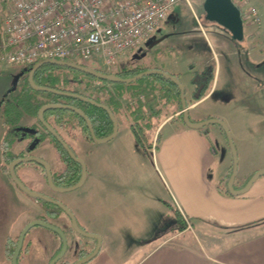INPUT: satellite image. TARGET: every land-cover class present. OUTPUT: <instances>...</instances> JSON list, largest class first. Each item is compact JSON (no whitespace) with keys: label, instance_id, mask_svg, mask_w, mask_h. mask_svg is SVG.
Listing matches in <instances>:
<instances>
[{"label":"crops","instance_id":"obj_1","mask_svg":"<svg viewBox=\"0 0 264 264\" xmlns=\"http://www.w3.org/2000/svg\"><path fill=\"white\" fill-rule=\"evenodd\" d=\"M251 1L247 0V3ZM214 70L211 88L199 101L193 96L195 86L190 96L185 87L192 121L218 118L198 110L212 99L218 88L221 69ZM4 93L1 100L8 94ZM216 104L222 105L221 101ZM171 119L168 117L157 130L162 128L168 132L154 153L160 169L157 164L158 169L150 168L154 183L161 187L163 195L165 191L170 201L174 197L178 209L166 205L164 199L159 201L154 183L149 185L147 180L133 182L131 176L137 167V153L147 154L136 143L128 123L119 120L117 136L110 144L93 151L89 161L85 162L86 181L79 188L75 202L72 201L71 206L64 205L72 211L79 225L86 223L91 233L100 234L102 238L101 252L88 264H128V259L142 251L131 264H264V176L245 194H225L224 181L233 155L230 162L227 159L218 165L216 155L205 139L212 133L210 128L202 132ZM213 133L224 135L221 129ZM251 174L245 173L244 180L238 184L235 180L237 191ZM10 180L15 183L11 177ZM21 192L18 198L24 200L26 196ZM172 208L188 224L185 230H181ZM61 218L64 221L63 215ZM102 218L105 219L103 224ZM25 222H31L28 216L19 218L18 234L28 224ZM14 230L13 233L9 231L6 239L16 236ZM193 231L191 240L183 242L187 244L180 243L178 239ZM45 239L50 243L45 241L43 247L32 240L27 242L21 264H48L58 244L52 235H46Z\"/></svg>","mask_w":264,"mask_h":264},{"label":"rangeland","instance_id":"obj_2","mask_svg":"<svg viewBox=\"0 0 264 264\" xmlns=\"http://www.w3.org/2000/svg\"><path fill=\"white\" fill-rule=\"evenodd\" d=\"M234 1L239 3L238 0ZM204 3L205 0H178L168 20L156 31L154 39L143 51L136 53V55L145 53L146 56L135 60L145 62V65L158 66L169 73H179L181 84L184 88L188 89V94L194 85L192 80L195 75L202 74L203 71L207 72L211 68L216 70L221 69L219 85L215 94L210 101L203 103L198 110L215 115L219 119L222 118L228 124V127H230L238 158V174L236 178V183L238 184V182L244 180L243 176L245 173L247 176L251 173V176H254L257 172L264 170V0H252L250 4L241 3L243 5L241 9L243 10H247L251 5H253L252 7L256 6L258 9L261 22H253L246 30L247 36H254L253 41V38L249 39V41L246 39L242 41L234 40L228 30L206 17ZM9 8V2L4 3L0 7L3 12H6ZM131 58L130 56L121 58L116 66L127 65L132 62ZM67 63L78 66L86 65L89 70H94V67H97L76 60H68ZM64 75L70 78L77 77V74L72 71H66ZM26 77L27 73L20 66L0 63V97L4 92L5 95L10 90L16 88L19 90L24 85ZM81 81L85 83L89 79L82 77ZM16 96V92H13L8 99L14 100ZM0 101H2L1 98ZM217 101H221L222 105H217ZM171 111L170 109L162 111V118L160 121L155 122V127L162 125L168 119V115H172ZM218 118L207 117L206 119L213 120ZM13 120L11 109L8 106L2 105L0 107V168L5 165L1 148L4 139L8 141V149H12L15 152L23 150L27 144L32 142L29 131H27V135L20 129L24 133V136L19 134L14 136L16 137L14 141H16L12 145L10 140L14 137L10 136L9 133L12 127L29 128L36 124L35 120L27 115L16 121L14 120L15 122ZM121 121L123 123H131L129 119L128 122L123 118ZM206 127L210 128L212 133L208 134V137L204 133V138L206 137L205 139L208 140L210 149L216 155L218 165H221L227 159L230 162L232 151L228 139L224 135V137L222 135L216 136L213 133L216 130H220V127L215 124ZM159 132L161 134V142H163L168 135L167 129L162 130L161 128ZM157 134V131L150 133L154 140ZM70 141H72L76 148L78 158L86 162L87 160L89 161V156L90 154L92 155L93 151L110 144L112 140L106 143L87 142L77 134V140ZM33 154L36 158H42L47 161L52 167L53 172L61 170L62 163L49 139L45 140L39 148L35 149ZM135 160L137 167L131 176V178H134L133 182L136 184L142 180H147L149 185H153L155 179L152 176L150 167L157 168V158L154 157V154L145 155L139 152ZM158 167L160 169V165ZM18 175L28 189L35 192H43L46 195L54 197L60 203L63 202V204L66 203L71 206L72 201L75 202V198L79 194V189L64 193L47 187L41 167L30 163H23L20 166ZM251 176L247 180H250ZM16 186L10 180L9 175L0 174V264H10L4 255L5 240L6 235L9 231L13 233L14 228V234L18 235V226L16 224L19 218L28 216L31 222H35L39 221L44 213L42 202L24 194ZM155 186L158 188L159 201L164 199L166 205L171 204L174 208L178 209L174 197L170 201L165 191L163 195L161 187L158 184H155ZM19 192L23 196H26L23 197L24 200H19ZM73 210L76 212L74 208ZM172 212L175 213L176 210L172 208ZM63 218L65 221L68 220L65 214H63ZM102 221L101 224L105 223L104 218H102ZM191 222L195 224L194 221ZM80 225H82L86 232L91 233L86 223H81ZM193 234H195V231L178 240L180 243L189 242ZM46 235L53 236V233L46 227L35 226L30 229L25 242L32 240L35 244L41 243L43 247L45 241L50 243L49 239H45ZM82 237L81 235H74V238L85 242L86 238ZM54 242L56 241L54 240ZM77 248L78 246L72 243L68 244L64 257L72 259ZM141 253L139 252L136 257L133 256L128 259V264H131L140 257ZM30 264L36 263L31 262Z\"/></svg>","mask_w":264,"mask_h":264},{"label":"trees","instance_id":"obj_3","mask_svg":"<svg viewBox=\"0 0 264 264\" xmlns=\"http://www.w3.org/2000/svg\"><path fill=\"white\" fill-rule=\"evenodd\" d=\"M4 3H7V0H0V7H2ZM3 15L4 12L2 11V9H0V36L3 27ZM135 56V54L130 55V57H132V62L128 63L127 65L119 67L116 66L111 70H103L94 67L93 71L101 72L107 75H115L121 79L133 78L138 76L139 74L151 70H162L164 72H167L166 70L159 68L158 66L145 65V62L135 60ZM37 64L39 63L31 66H21L22 70L27 73L24 85L21 86L19 90L18 88H16L9 91L8 94H6L5 98L1 101L0 107L2 105L8 106L11 109L12 116L15 121L26 115L31 119H34L36 124L31 126L30 128L35 129L36 134L30 136L32 140L36 138L39 139V146H41L45 140L49 139L60 161L63 162V168L60 171L53 172V181L57 187L69 188L77 185L82 176V166L72 159L67 150L59 143L56 137L53 136L41 122L39 114L41 109L46 105L62 104L81 110L90 119L94 133L98 139L107 138L114 132V123L111 116L105 108L100 106L107 107L111 110L117 122L122 118L124 120L126 119V122H128V119L130 120L131 123H128V125L133 132L136 143L140 146L144 153L148 155L153 154L152 149L154 143L156 150L161 143L160 132H158V134L155 136V140L150 135V133L153 131H157L161 126L160 125L158 127L157 125L158 128L155 127V122L161 120L162 111H167L169 109L171 111V109H173V111H171L172 115H168V117H172L171 121H180L185 125L181 100V90L176 83L162 75L154 74L144 77L133 83L123 84L115 83L110 80L97 79L90 74L83 73L73 68L66 66H57L50 63H46L35 72L33 79L34 83L37 86L71 94L66 95L33 89V87L29 83V72ZM82 66L88 68L86 65ZM66 71H72L76 73L77 77L70 78L64 75ZM205 74H208L207 79L204 80V88L201 91L199 98L197 99L198 101L202 99L210 90L211 85L214 81L215 70L211 68ZM174 76L177 78V80L180 81V75L175 74ZM199 76H201V74L195 75L192 80L195 88L199 85V82L195 81V79L199 78ZM82 77H87L89 81H85V83L82 82ZM13 92H16L17 96L14 98V100L8 99ZM196 93L197 91L196 89H194V97L196 96ZM75 95L88 98L94 101L96 104L86 102L82 98H79ZM176 114H179L178 118H175ZM14 120L13 122H15ZM44 120L51 127V129H53L69 145V147L73 150L77 157L79 156L77 154L76 148L74 147L72 141H70L77 140V134L87 142H95L91 136V132L87 125V122L84 120V118L73 111L66 109L47 110L44 113ZM207 120L208 119H205L203 121L191 120V122L201 123ZM22 128L23 127L18 128L17 126L12 127L9 130L10 136L14 137L17 134H24L20 130ZM197 129L204 132L207 127ZM220 129L226 137L224 130L221 127ZM15 138L16 137H14L12 140H9L13 142ZM7 142L8 141L6 139H4V141L2 142V147L6 151L8 150ZM25 156L26 154L24 153V151H22L19 154L7 158V165L3 166V169L10 172L8 166L14 160L23 158ZM30 164L41 167L42 173L47 179L46 169L42 164ZM232 172L233 161L226 175L224 193L234 196L230 192L228 187ZM248 181L249 180H247L246 183L240 186V188L243 189L247 185ZM36 200L42 202V210L44 211L40 220L45 221L47 224L55 226L62 232H64L67 236L68 244L72 243L73 245L78 246L77 250L74 252L75 255L72 259L64 257L57 264H75L76 262L89 257L94 252L95 246L91 249L85 247L86 243L91 239L86 238L84 246L83 240L74 238V235L79 234L73 227L70 217L61 208L39 198H36ZM177 213L178 212L176 211L175 214ZM63 214L67 216L68 222L65 220L62 221L61 217ZM176 218L181 225V230H185L188 224L178 214ZM52 233L53 239L57 242L58 246L55 249L54 253L51 255L48 264H50V262L59 255L63 246V241L59 232L52 231ZM18 240L19 235L15 238L9 237L6 241L4 255L5 258L10 262V264H12L11 261L17 248ZM93 242L95 244L97 243L95 240H93ZM25 249L26 247L24 245V249L22 250L18 258L19 264H21V257Z\"/></svg>","mask_w":264,"mask_h":264},{"label":"built area","instance_id":"obj_4","mask_svg":"<svg viewBox=\"0 0 264 264\" xmlns=\"http://www.w3.org/2000/svg\"><path fill=\"white\" fill-rule=\"evenodd\" d=\"M177 1L7 0L0 63L21 67L76 60L111 70L121 58L146 48ZM246 15L261 22L252 6Z\"/></svg>","mask_w":264,"mask_h":264},{"label":"water","instance_id":"obj_5","mask_svg":"<svg viewBox=\"0 0 264 264\" xmlns=\"http://www.w3.org/2000/svg\"><path fill=\"white\" fill-rule=\"evenodd\" d=\"M204 9L207 12V18L210 19L211 21L219 24L220 26H222L223 28H225L226 30H228L233 39L237 40V41H242L244 38V26H243V21H242V17H241V11L240 9L235 6V4L233 3L232 0H205L204 3ZM146 56L145 53H142L141 55H136L134 58L135 59H140V58H144ZM46 63H50V64H54L57 66H66V67H70L73 68L75 70L81 71L83 73H87L90 74L91 76L97 78V79H102V80H110L112 82L115 83H123V84H127V83H133L136 82L144 77L150 76V75H154V74H159L162 75L164 77H166L167 79L173 81L174 83H176L180 90H181V100H182V107H183V114H184V122L185 125L191 128H202V127H206L208 125L211 124H215L220 126L225 134L226 137L228 139L231 151H232V155H233V172L231 175V178L229 180V190L233 195H242L245 194L246 192H248V190L250 189V187L262 176H264V170H261L259 172H257L254 176H252L249 180V182L247 183V185L237 191L234 188V184H235V180L237 178V174H238V158H237V153H236V149L234 146V142H233V138L231 135V132L228 128V126L226 125V123L220 119H213V120H208V121H204L201 123H193L190 120V114L188 111V103L186 101V93H185V88L183 87V85L181 84V82L179 80H177V78L172 75L169 74L167 72H164L162 70H151V71H147L144 72L142 74H139L136 77L133 78H129V79H121L118 78L115 75H107L101 72H97V71H93V70H89L84 66H78V65H73V64H69L65 61L62 62H58L55 60H51V61H44V62H40L39 64H37L36 66H34L31 71L29 72V83L30 85L33 87V89L38 90V91H46V92H52L55 94H66V95H71L69 93H63L54 89H50V88H46V87H40L37 86L34 83V74L37 70H39L43 65H45ZM200 89L198 91V94H196V98H199V95L201 93ZM79 98H82L84 101L86 102H90L92 104H96L94 101L88 99V98H84L78 95H75ZM100 106V105H99ZM105 108L109 115L112 118V121L114 123V132L111 136L104 138V139H98L94 133L93 130V126L92 123L90 121V119L84 114V112H82L81 110L75 108V107H71V106H67V105H62V104H49L44 106L39 114L40 120L43 123V125L46 127V129L53 135L56 137V139L59 141V143L67 150V152L69 153V155L72 157L73 160H75L76 162H78L81 166H82V176L81 179L79 181V183L73 187H69V188H61V187H57L54 182H53V175L51 172V168L50 165L43 159L41 158H34V157H26V158H20L15 160L11 166V174L13 177V180L15 181V183L18 185V187L25 192L26 194H28L31 197H35V198H39L45 201L50 202L51 204L61 208L71 219L73 227L75 228V230L77 231V233L83 237L86 238H90V239H95L97 240V246L94 250V252L87 258L80 260L78 262H76L75 264H87L89 262H91L94 258H96V256H98L100 250H101V246H102V238L100 235L95 234V233H89L86 232L85 230H83L81 228V226L78 224L76 217L74 216V214L72 213V211L65 206L64 204L60 203L59 201L52 199L48 196H45L44 194L32 191L30 189H28V187H26L24 185V183L18 178L16 172H15V168L18 165H21L23 163H40L42 164L45 169H46V173H47V178H48V182L50 184V186L58 191V192H72V191H76L79 188L82 187V185L84 184V182L86 181V177H87V168H86V164L83 160H81L80 158H78L76 156V154L73 152V150L69 147V145L53 130L51 129V127L45 122L44 120V113L47 110H51V109H66V110H70L73 111L75 113H77L78 115H80L82 118H84V120L87 122V125L90 129L91 132V136L93 138V140L97 143H106L109 142L111 140H113L117 134H118V122L116 120V118L114 117L113 113L111 112V110L107 107L104 106H100ZM24 133L28 134L27 131H29L30 134H36L35 130L31 129V128H22L21 129ZM38 143V142H37ZM35 226H43L46 227L47 229L51 230V231H56L59 232L61 239L63 241V246H62V250L59 253L58 256H56L50 264H57L60 260L63 259V257L65 256L66 250L68 248V241H67V236L64 232H62L60 229H58L55 226L49 225L46 222L39 220V221H35V222H31L30 224H28L23 231L21 232V235L19 237V241H18V245L17 248L15 250V253L13 255L12 258V264H18V257L19 254L23 248V244H24V239L27 235V233L30 231L31 228L35 227Z\"/></svg>","mask_w":264,"mask_h":264},{"label":"flooded vegetation","instance_id":"obj_6","mask_svg":"<svg viewBox=\"0 0 264 264\" xmlns=\"http://www.w3.org/2000/svg\"><path fill=\"white\" fill-rule=\"evenodd\" d=\"M233 1V0H232ZM233 3L235 4V6H237L236 5V3L233 1ZM238 7V6H237ZM239 9H240V11H241V17H242V21H243V26H244V38H243V40H247V41H249V39H252V41L254 40V36L253 37H251V35L250 36H247V34H246V30L252 25V21H251V19L250 18H248L246 15H244L243 13H242V9L240 8V7H238ZM205 10V9H204ZM205 14H206V17H207V12L205 11ZM231 34V33H230ZM233 38V37H232ZM237 41V40H236ZM206 72L204 71V73H202L201 74V76H199V78H197L196 79V82H199V85L195 88L196 89V91H197V93L196 94H198V91L200 90V89H202L203 90V88H204V83H205V79H207V75L208 74H205ZM201 90V91H202ZM196 97V96H195ZM30 128V127H29ZM32 129V128H31ZM33 130H35V129H33ZM35 132H36V130H35ZM26 135V134H25ZM28 135V134H27ZM26 135V136H27ZM30 135H34V134H30ZM21 136H24V134H21ZM16 141V140H15ZM15 141H13L12 142V145L15 143ZM38 142V143H37ZM34 144V145H33ZM27 147V148H26ZM26 147L23 149V150H20L19 152H15V151H13L12 149H8L7 151L6 150H4L3 149V147H1L2 148V155H3V162L5 163V165H3V166H6L7 165V163H6V159L7 158H9V157H11V156H14V155H16V154H19L20 152H22V151H24V153L26 154V156L25 157H23V158H26V157H34V158H36L35 157V155L33 154V152H34V150L35 149H37V148H39L40 146H39V139L38 138H36V139H34V140H32V142L30 143V144H27L26 145ZM20 159V158H19ZM42 159V158H41ZM17 160V159H16ZM44 160V159H43ZM15 161V160H14ZM13 161V162H14ZM12 162V163H13ZM47 162V161H46ZM11 163V164H12ZM62 163V168H63V162H61ZM11 164L8 166V168H9V170H10V172H8V171H5L4 169H3V166H1V168H0V174H7V175H9L12 179H13V177H12V174H11V169H10V166H11ZM50 168H51V166H50ZM61 168V169H62ZM19 170H20V165H18V166H16V168H15V172H16V174H17V176H18V178L21 180V178L19 177V175H18V172H19ZM51 172H52V175H53V171H52V168H51ZM47 174V173H46ZM43 177H44V175H43ZM44 180H45V185L47 186V187H50V188H52L51 186H50V184H49V182H48V178L46 179L45 177H44ZM22 181V180H21ZM15 182V181H14ZM54 182V181H53ZM38 193H41V192H39L38 191ZM41 194H44L43 192L41 193ZM45 196H48V197H50V198H52V199H55L54 197H52V196H50V195H46V194H44ZM56 200V199H55ZM58 201V200H57ZM62 203V202H61ZM63 204V203H62ZM66 206V205H65ZM45 222V221H44ZM31 223V222H30ZM30 223H28V224H30ZM27 224V225H28ZM26 225V226H27ZM25 226V227H26ZM24 227V228H25ZM23 228V229H24ZM82 229H83V227H81ZM23 229L19 232V237H20V235H21V232L23 231ZM84 230V229H83ZM29 233V232H28ZM27 233V234H28ZM17 235V236H18ZM17 236H15V237H17ZM27 236V235H26ZM9 237H12V236H8V238ZM14 237V238H15ZM7 238V239H8ZM13 238V237H12ZM84 238H86V237H84ZM7 239H6V241H7ZM88 239H90V238H88ZM93 240H95V239H91V241H88L87 243H86V246H85V242L83 243V245L85 246V247H87L88 249H91V248H93L94 246H95V248H96V246H97V243L95 244L94 242H93ZM5 241V242H6ZM19 241V240H18ZM26 241V237H25V239H24V244H23V248H22V250L24 249V245H25V247H26V245H27V242H25ZM96 242H97V240H95ZM5 246H6V243H5ZM5 246H4V249H5ZM22 250H21V252H22ZM25 251V250H24ZM21 252H20V254H21ZM24 253V252H23ZM19 254V255H20ZM19 258V257H18ZM64 258V257H63ZM50 259V258H49ZM12 262V261H11ZM48 263H49V260H48ZM51 263V262H50ZM19 264V263H18Z\"/></svg>","mask_w":264,"mask_h":264}]
</instances>
